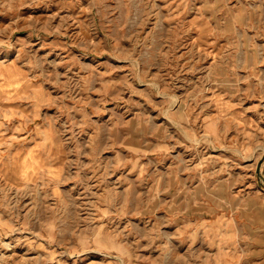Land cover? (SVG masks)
Wrapping results in <instances>:
<instances>
[{"label":"rangeland","instance_id":"rangeland-1","mask_svg":"<svg viewBox=\"0 0 264 264\" xmlns=\"http://www.w3.org/2000/svg\"><path fill=\"white\" fill-rule=\"evenodd\" d=\"M263 151L264 0H0V264H264Z\"/></svg>","mask_w":264,"mask_h":264},{"label":"water","instance_id":"water-1","mask_svg":"<svg viewBox=\"0 0 264 264\" xmlns=\"http://www.w3.org/2000/svg\"><path fill=\"white\" fill-rule=\"evenodd\" d=\"M261 160H264V151H263V154H262ZM259 164H260V161L256 164V170L259 169Z\"/></svg>","mask_w":264,"mask_h":264},{"label":"bare ground","instance_id":"bare-ground-1","mask_svg":"<svg viewBox=\"0 0 264 264\" xmlns=\"http://www.w3.org/2000/svg\"><path fill=\"white\" fill-rule=\"evenodd\" d=\"M264 178V177H263Z\"/></svg>","mask_w":264,"mask_h":264}]
</instances>
